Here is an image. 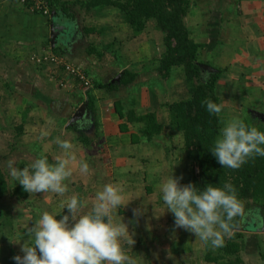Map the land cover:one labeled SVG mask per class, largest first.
Masks as SVG:
<instances>
[{
  "label": "crops",
  "instance_id": "obj_1",
  "mask_svg": "<svg viewBox=\"0 0 264 264\" xmlns=\"http://www.w3.org/2000/svg\"><path fill=\"white\" fill-rule=\"evenodd\" d=\"M10 1L0 0V91L7 93L9 98L17 101L22 100V105L31 108L28 110L27 117L33 121L32 128L34 129L40 127L38 126V116L48 119L56 117L58 121L61 120L58 119V115L67 117L65 124H63L64 129L58 130L61 131L62 135L58 136L54 132L51 136L50 131H48L44 138L45 149L47 146L50 151L48 153L52 155V158L60 159L58 153H54L55 148L60 149L59 141L67 139L70 132L74 136V133L87 130V127L72 126L68 122L83 104H86L87 112H92L90 99L95 103L96 113L97 110H100L102 116L106 117V124L102 125L101 129L102 134H108L110 137L114 135L122 139L129 137L131 141L129 132L120 131L119 126L122 120L115 111L114 103L116 100L128 103L132 97H135L137 100L135 108L139 114L148 113L159 102L161 104L162 100L160 101L159 98L163 96L161 91L156 88L151 90L146 86L151 76L156 77V75H152L153 72H150V76L144 72L139 74L141 70L150 69V66L153 67V63H158V59L164 51V33L156 28L155 20H150L146 30L142 34L136 35L127 24L117 20L116 15L119 14V11L116 8L106 7L86 13L78 5L74 11L75 16L72 17V11H63L59 7V11L55 9L56 19L63 26V29L59 43L53 45L51 37L52 15L49 17L42 13H35L23 3L15 0ZM110 13L113 14L112 18L104 17ZM96 19L100 20V27L90 24ZM152 22L155 24L153 26L158 45L152 41L148 34L152 31ZM186 25L194 41L208 45L207 49L201 52V59L204 61L212 59L215 66L225 67L226 71L221 76L222 81L220 79L218 82L223 84L221 90L226 87L234 90L230 94V99L240 103L244 114L248 112L254 116L258 112L262 113L263 110L261 111L260 107L256 105H264V0H191V9L186 17ZM84 27L98 30L105 28V30L101 35L98 33L86 34ZM90 43L99 46L114 44L113 50H116L117 56L120 54V61L108 51L106 55L109 54L114 58L112 66L108 67L106 71L100 70L101 66L99 67V65L94 69L92 66L98 64L95 55L86 56V49ZM57 47H61L65 58H70L71 60H68L81 66L84 71L89 73L93 85L91 88L85 91L79 84L77 86L76 82L70 79L66 86L59 87V71L53 70V67L47 64L39 65L33 59L34 56L53 54ZM125 68L138 74L136 81L130 85H122L112 91L94 85V83L102 82L105 84L117 80ZM143 75L146 78H143ZM235 85H237V90L236 87H233ZM218 92H220L219 86ZM124 95L128 97L125 98ZM145 110L147 111L145 112ZM23 112L21 109V116ZM18 114L19 112H17ZM0 115L4 116L5 113L0 111ZM17 125L23 126V129H19L17 126V132L20 134L27 132L25 119H22L21 124ZM31 131L34 130L29 129L28 132ZM42 149L44 150L43 146ZM53 154L56 156L54 157ZM62 158L66 157L62 156ZM128 166L130 165L128 164ZM127 169L129 172V167ZM127 169L121 170L123 175L125 173V177L129 175ZM147 173L151 181L149 171ZM149 186L151 185L149 184ZM149 193L155 194L153 191ZM59 200L60 198L55 193L50 195L47 193V196L40 199L37 204L32 203L33 198L30 204L27 203L28 205L22 207L0 204V264H16L13 257L18 254L23 255L20 252V246L27 239L26 228L34 224L43 212L57 213L58 219L67 213L66 208L64 210L62 206L57 208ZM127 207L126 204L118 208L117 213H115L117 219L122 220L121 217L128 214ZM122 210L125 213H122ZM182 234L181 231L179 235L181 238L174 244L175 249L174 254H172L174 264H220V262L207 260L208 255L213 257L221 255L223 252L220 248L209 250L201 248L199 243H194V245L186 243L189 248L184 251V243L181 240ZM132 237H134V245L130 247L125 244L123 246L124 252L132 257L137 264H141L139 261L140 252L136 251L144 244L143 237L134 234L129 236V238ZM19 240H21L20 244H16L15 242ZM227 240L228 238L225 239V242ZM193 247L198 248L197 253H200L195 258L192 254ZM148 256L150 264H156V260L151 259L150 255Z\"/></svg>",
  "mask_w": 264,
  "mask_h": 264
},
{
  "label": "rangeland",
  "instance_id": "obj_2",
  "mask_svg": "<svg viewBox=\"0 0 264 264\" xmlns=\"http://www.w3.org/2000/svg\"><path fill=\"white\" fill-rule=\"evenodd\" d=\"M119 14L116 15L117 20L123 22L122 16L120 17L121 14ZM112 16L113 14L110 13L104 17L110 19ZM102 23L104 24V22ZM90 24L96 27L101 26L99 19L90 22ZM153 25L155 24L152 22V31L148 32L150 35L148 36L158 45L156 41V31ZM121 26L124 25L121 24ZM119 55L120 54H118L116 59H119L120 61ZM113 61L114 58L107 54L102 62L101 60L96 59L98 64H94L92 67L95 69V67L99 65V67L101 66L100 70L102 69L103 71H106L108 67L112 66ZM152 66L153 67L150 66V69L146 68L145 70L139 68V70H141V73L139 74H143L144 72L150 76V72H153L154 74L152 75H156V77L151 76V79L148 80L146 86L147 88H151V90H154L155 88L159 89L163 96L159 97L160 101L162 100L161 104L159 102V104L156 105L153 110H149V112L155 113L159 121L167 127L170 121L169 111L165 104L167 102L172 103L180 101L182 98H187L188 85L182 68H176L171 79L163 80L158 72H156L157 62L153 63ZM52 69L54 70L56 68L53 67ZM144 77L146 78V76L143 75V78ZM221 84L222 83L218 86L220 89L219 93H221L220 97L222 96L221 98L223 102V111L221 112L222 121L225 125L226 121L233 115H237L241 118L244 116V112L243 109H241L242 106L240 103L230 99V94L231 92H234V90L228 89L227 87L224 88V90H221V87L223 86V84ZM12 86L14 85L12 84ZM233 87H236L237 90V85ZM0 92V111L5 113L4 116L0 115V163L3 172L6 174L11 192H7L5 197L0 199V204L12 207H22L28 205L27 203L30 204L32 198V203L37 204L40 199L47 196V193H28V200L12 194V190L17 186H20V184L10 176L8 163L9 161H15V166L22 169L25 165L32 163L36 158L41 156H47L50 163L55 162L58 158L53 159L52 155L49 154L50 151L47 146L45 149V143H43L45 142L44 138L48 131H50L51 136L54 132L58 136L62 135L61 131L58 130L64 129L63 124H65L67 117L58 115V119H61L58 121L56 117H50L48 119L38 116V126L40 127L34 129L32 128L33 121H30L27 117L28 114L25 115L26 111L31 108L22 105V100H14L9 98L10 96H8L7 93H4V91ZM19 96L21 97V95H18V97ZM124 97L127 98L128 96L124 95ZM256 106L260 107V110H263L262 113H264L263 104H257ZM21 109L24 111L22 113V116L25 115L23 116L24 118L20 115ZM138 110L140 112V109ZM146 111L147 110H145V112ZM17 112H19L18 115ZM255 115L256 114H254V117L256 118L257 115ZM101 116L102 114L100 113V110H97L98 126L96 131L87 128V130L90 131V133H87L91 142L89 146H85L84 143H81L78 140V134L76 133H74L73 136V133L70 132L68 138L65 139L73 144L70 154L74 156L75 159H69V167L72 170V176L65 181V184L67 185L66 193L63 196L56 194L60 198L58 202L59 204L57 203V208L60 206L63 207L64 203L75 195L84 203L85 208L83 211H88L94 202L98 190H102L103 186L109 183L114 185L118 184L123 188L124 203L128 205V214L121 218H123L122 220L128 224L130 232L129 236L134 234L142 235L143 237L142 241L144 244L137 248L136 251L138 253L140 252L139 257L141 258L139 261H141V264H150L148 255H150L151 259L156 260V264H174L172 255L174 254L175 249L174 244L179 241V238H181L179 237L181 231L183 232V238L181 240L182 243H184V251L189 248V245L186 243L193 245L194 243H199L201 248H207L209 250L215 249L211 247L210 243H204L194 234L182 228H175L174 215L170 211H165L166 206L163 204L159 192V184L167 177L168 174L166 176L165 174L169 172L173 166V175L176 177H182L180 182H184L185 179H187L190 170H192V164L187 159L186 153L183 149V137L179 133H172V137H170V133H167V135H164V139L157 143L147 142L142 143L141 146L140 144H131L129 137L122 139L121 137H115L114 135H112L113 137H110L108 134H102L101 129L104 124H106V117ZM22 119H25L27 132L20 134L16 129L17 126H20L17 124H21ZM29 129L34 131L28 132ZM38 129L39 131H37ZM42 146L44 147V150L42 149ZM55 149L54 153H58L60 158H62V156L66 158L69 157V152L61 147L60 149ZM59 152L61 153L59 154ZM53 156L55 157L56 155L53 154ZM81 161L88 163L89 172H80ZM127 163L130 166H128ZM125 164L127 166H124ZM120 167L122 169H127L129 167V172L127 169L129 174L128 177H125V173L124 175L122 174V169ZM147 171L150 173V177L152 178L151 181ZM149 184L151 186H149ZM149 187H151L150 192L153 191L155 194L148 192L147 189ZM50 194H52V192H48V195ZM246 208L240 226L247 228L249 225H255L257 230L240 231L243 232L240 242H243L244 244V248L240 253L243 258L242 264H264V213L262 210L255 207L252 202H249L246 205ZM137 209L140 210L139 215L134 214V210ZM117 210L118 209H116L115 213H117ZM193 249L192 254H194L193 258H195L197 255H200V253H197L198 248L193 247Z\"/></svg>",
  "mask_w": 264,
  "mask_h": 264
},
{
  "label": "clouds",
  "instance_id": "obj_3",
  "mask_svg": "<svg viewBox=\"0 0 264 264\" xmlns=\"http://www.w3.org/2000/svg\"><path fill=\"white\" fill-rule=\"evenodd\" d=\"M209 114L219 116L223 105L208 100ZM69 152L68 158L50 163L47 156L36 158L22 169L9 161L10 176L30 193L52 192L63 196L67 181L72 176L69 159L73 144L59 141ZM212 155L223 168L239 169L250 158L264 157V131L247 124L233 115L220 130L211 149ZM173 168L159 184L165 211L174 215L175 228H182L212 248L224 246L233 235V221L244 216V208L237 191L229 183L223 186L207 184L203 188L194 183L181 185L182 177L173 175ZM80 172H89L87 162L81 161ZM126 205L123 188L112 183L103 186L95 195L88 211L75 195L63 205L67 213L59 219L57 213L43 212L34 224L26 228V237L20 246L23 255L13 257L16 264H137L124 252V245L132 247L128 224L115 216V210ZM164 211V212H165ZM140 210H134L139 215ZM15 242L16 244H20ZM14 243V242H13Z\"/></svg>",
  "mask_w": 264,
  "mask_h": 264
},
{
  "label": "trees",
  "instance_id": "obj_4",
  "mask_svg": "<svg viewBox=\"0 0 264 264\" xmlns=\"http://www.w3.org/2000/svg\"><path fill=\"white\" fill-rule=\"evenodd\" d=\"M47 1L52 10L55 8L56 11H59L60 7L63 11H72V17L75 16L74 11L78 5L86 13L106 7L116 8L121 14L123 22L136 35H140L146 30L150 20H155L156 28L164 33V51L158 59L156 72L163 80H168L173 77L176 68H182L188 85V97L165 104L169 111L170 121L167 127L159 121L155 113L139 114L135 108V97H132L133 99L131 98L132 100L128 103L116 100L114 103L115 111L122 120L119 126L120 131L130 133L132 144L157 143L164 139L163 137L167 133H170V137H172V133H179L183 137V149L186 157L192 164V170H190L187 179L180 182L181 185L194 183L197 187L203 188L207 184L223 186V184L229 183L236 189L244 211L247 209L246 205L252 202L255 207L264 213V157L255 156L250 158L241 168L234 170L223 168L212 155L211 149L220 130L224 127V123L221 114L217 116L207 112L205 102L212 100L218 104L223 103L218 92V81L226 69L215 66L212 59L206 61L201 59V52L207 49L208 45L194 41L185 23V18L191 9V0ZM104 30L105 28L98 30L84 27L86 34L98 33L101 35ZM113 47L114 44L99 46L90 43L86 49V56L95 55L96 59L103 60L106 52L110 51V54L117 58L116 50H113ZM54 54L65 58L61 47H57ZM201 63L212 66L216 69V72L205 73L200 66ZM57 70L60 74V76L58 75L59 87L63 88L62 83L68 84L70 78L65 71V67ZM84 72L89 78V73ZM121 72L118 79L113 82L94 83V85L112 91L122 85H130L138 77L137 73H133L126 68ZM73 82H76L77 86L80 85V78H75ZM80 86H83V84ZM89 102L95 117L94 130L96 131L98 120L94 108L95 103L91 99ZM27 113L28 110L25 115ZM241 118L247 124L264 131V120L262 118H255L248 112ZM18 128L23 129V126L21 125ZM71 129H74V127H71ZM87 133H90V131L85 130L77 133L78 140L84 143L85 146H89L91 143ZM148 191L150 192L151 188ZM7 192L11 193L6 174L3 172L0 163V199L4 198ZM12 194L24 199H27L29 195L21 185L15 187ZM122 213L125 212L122 210ZM241 220L242 217H236L232 222L234 225L233 235L220 248L223 253L215 257L208 255V261L220 262V264H242L240 253L244 248V244L240 240L243 232L237 229ZM247 229H253V227L249 225Z\"/></svg>",
  "mask_w": 264,
  "mask_h": 264
},
{
  "label": "built area",
  "instance_id": "obj_5",
  "mask_svg": "<svg viewBox=\"0 0 264 264\" xmlns=\"http://www.w3.org/2000/svg\"><path fill=\"white\" fill-rule=\"evenodd\" d=\"M17 2L23 3L28 9L35 13H42L46 16L52 15V7L50 6L47 0H16ZM33 59L36 63L43 65L47 64L56 69H61L65 67V71L71 80H75V78H80V85L83 90H87L91 88L92 81L88 78L84 72V70L79 65H75L73 62L68 60L67 58L60 57L56 54H45L44 56H34ZM63 86L67 84L62 83Z\"/></svg>",
  "mask_w": 264,
  "mask_h": 264
},
{
  "label": "water",
  "instance_id": "obj_6",
  "mask_svg": "<svg viewBox=\"0 0 264 264\" xmlns=\"http://www.w3.org/2000/svg\"><path fill=\"white\" fill-rule=\"evenodd\" d=\"M52 44L53 45H57L60 41V35H61V31L63 29V26H61V24L57 21L56 19V11L55 8H53L52 10ZM202 70L206 73V72H216V69L213 68L212 66H209L208 64H200ZM86 104H83L79 110L72 116L71 121H70V125L75 126V125H79L81 128H89V130H94L95 128V117L93 115V113L91 111L86 110ZM259 118H262L264 120V114L258 112L256 114ZM91 119V120H90ZM85 126V127H84ZM252 226V225H251ZM253 229H247V228H243L242 226H238V230L239 231H256L257 228L256 226H252Z\"/></svg>",
  "mask_w": 264,
  "mask_h": 264
}]
</instances>
